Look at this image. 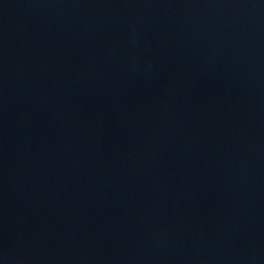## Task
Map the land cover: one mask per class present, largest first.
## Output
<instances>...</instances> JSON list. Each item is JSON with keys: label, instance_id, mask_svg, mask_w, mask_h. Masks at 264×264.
Here are the masks:
<instances>
[{"label": "water", "instance_id": "1", "mask_svg": "<svg viewBox=\"0 0 264 264\" xmlns=\"http://www.w3.org/2000/svg\"><path fill=\"white\" fill-rule=\"evenodd\" d=\"M0 264H264V0H0Z\"/></svg>", "mask_w": 264, "mask_h": 264}]
</instances>
